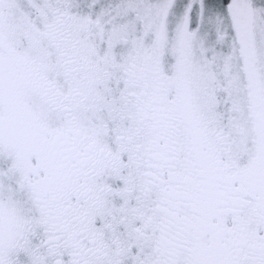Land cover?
Returning a JSON list of instances; mask_svg holds the SVG:
<instances>
[{
	"label": "snow or ice",
	"instance_id": "6c2138e0",
	"mask_svg": "<svg viewBox=\"0 0 264 264\" xmlns=\"http://www.w3.org/2000/svg\"><path fill=\"white\" fill-rule=\"evenodd\" d=\"M0 264H264V0H0Z\"/></svg>",
	"mask_w": 264,
	"mask_h": 264
}]
</instances>
